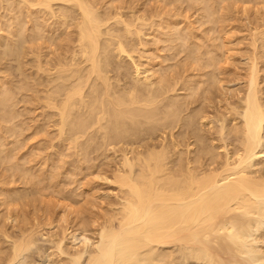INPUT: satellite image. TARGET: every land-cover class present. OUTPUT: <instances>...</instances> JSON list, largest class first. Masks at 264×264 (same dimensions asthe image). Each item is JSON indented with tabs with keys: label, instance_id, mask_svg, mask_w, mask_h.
Returning <instances> with one entry per match:
<instances>
[{
	"label": "bare ground",
	"instance_id": "6f19581e",
	"mask_svg": "<svg viewBox=\"0 0 264 264\" xmlns=\"http://www.w3.org/2000/svg\"><path fill=\"white\" fill-rule=\"evenodd\" d=\"M16 1L17 0H0V9H5L7 7L6 14L7 12L9 13L10 9L16 10ZM102 1L99 0V3H102ZM163 1L164 0L160 2L163 3ZM167 1L170 3V0ZM175 1L178 2V0ZM175 1L172 0L171 3H175ZM179 1H183L182 5L185 2L187 6L189 5L188 3H193V6H196L195 4L199 0ZM223 1L225 2L227 0H222L221 2ZM235 1L236 5L234 0H231V2L229 1L230 5L233 4L236 6L233 7V11H230L232 15L233 12H236L234 9L237 8L239 10L238 7L241 6L238 0ZM245 1L246 5H242L243 7H241L240 10L244 15L247 14V9L248 11L251 9L249 8L250 3L247 5V2L252 0ZM254 1L255 3L257 2V0ZM254 1L252 2L255 5ZM259 1L261 0H258L257 3L261 5L262 2L261 6H264V2ZM18 2L19 1H17V5L22 9L21 18L22 16L23 18L20 19L19 14H17L15 20L8 17L9 20L12 19V23L10 22L9 24V21L8 23L5 22L6 26L7 24L10 26L8 28L6 27L7 33L6 31L3 33L4 30L2 32L5 23L4 26L2 25L3 23H0V34H4V37H0V40H6L7 37L5 34L8 35V41H6L5 44L3 42L2 45L0 41V61L11 57H14L15 60L17 57L18 60L22 52L23 55L26 54V58L28 55L29 58L30 56L33 58V66L30 70L33 68L35 71L34 75H38L37 77L40 81H37L36 85H34V87H38V89L36 88L37 90L34 89V94L35 90L38 93L37 98L36 95L35 97L33 95L31 97L39 101H36L35 105H37L38 102L39 106H37L41 109V113H39L42 114L40 116H44V120L41 119V121H44V125L41 124V130L39 129L41 133L38 131V134L40 133L43 135L45 128L47 129L48 126H51L52 132L55 130L56 133V139L54 140H57L60 144L63 142L67 148L69 146L72 147L73 150L71 154H73L71 157L74 161L77 160L76 164L80 161L83 163L85 156L86 159H88L87 155L91 154V152L95 151L96 154V151L101 152L102 150L103 155V152L105 154L106 151L112 149L111 151L113 152L111 157L118 158V162L114 164V166L112 163L114 170L111 167L113 173L110 174V176L112 175L110 182L108 181L109 178L106 177H103L104 179L102 178L101 180L108 181L109 184L111 183V185L113 184L116 186L115 190H117V192L116 194L114 193L115 196L111 195L116 198V201L109 204L110 209L104 210V207V212L100 210L102 214L93 215L94 213H90L92 215L90 216L91 219L88 218L89 221H86L85 218L79 216L80 214L82 215L80 211L79 215L77 214V207L79 208V206L76 207L72 204V196L68 197V194L66 197L63 195L62 190L61 194L59 191L60 188L56 190L55 185L51 186L53 176L50 178L51 181H49L50 179L47 181L46 176L48 175L45 176L44 173V175L41 176V170L40 177L45 176L44 178L46 180L44 181H47L48 185L51 183V185L47 187L45 183V186L43 185V187L35 189V186L33 187L32 184L33 191L36 193L35 196H37L36 201L38 203V201L41 200L40 203H43V199L50 195L51 199L49 197L48 200H50L51 203L48 201L50 203L48 207L51 205V210L52 206L53 210H58L55 216V218H57L54 220L50 219L54 214L53 212L50 213V218L47 217V215L44 216L46 218H43L42 216L44 214L40 217H35L38 215H35L36 211L34 212V210L35 216L33 215V217H30V211L28 214L29 218L27 217L23 211L22 202L25 204L27 200L26 204H29V209L31 208L30 197L32 195V187L29 185L28 189H31L30 194L26 188V190L21 189L19 184H22L25 178V185H27V181L37 176H31V173L29 175L28 172L31 171L29 167L31 166L27 165L29 169H27L28 172L26 169H22L24 165L22 166L19 164L21 157L18 161L16 159L17 162L15 161L12 164L14 157L16 158L17 155L18 157H24V154H18V149L20 147L17 149L18 152L16 149L15 151L12 150V152H16L14 157H12L14 153L11 152L12 155L10 154L11 148H8V145L12 142L11 146H15L13 145L15 136L12 137L10 135L11 142H7V146L5 145L6 142L3 141L5 140L3 134H7V138L8 133L15 135L17 132V128L15 130L16 132H14V122L11 120L19 118L16 117V114H9L10 111L13 112V109L9 111V108L14 104L12 95L14 96L16 94L15 89L18 92L20 90V88H18L19 83L17 82L18 85L16 88L12 85L10 87V89L13 87L12 89H14V92L7 89L9 85L6 86V84V89H4V83L6 81L3 83L2 80L5 77L7 78V76L5 75L6 71L5 73L3 72L1 76H5L4 78L1 77L2 80L0 82V167L2 166L1 170H3L0 172V213L3 214L0 215V243L2 245L0 246V264H14L16 260L18 264L25 263L26 261L24 259L31 250H33L36 246V241H38V238L35 241V235L48 237L49 242L46 241L52 245L51 248H53L50 254H46L49 253L48 248L45 255L41 253L42 257L39 259L40 263L38 264H42L41 261L43 262V260L49 261L50 264H189L190 262H194L195 264H255L256 262L264 264V250L261 246V248L256 246V242L259 244L258 240L262 237L260 231L262 230L263 232L264 230V159L260 157V155H264L262 148L264 147V65L261 66V63H259V60L262 61V59H264V54L260 56L256 46L257 41H259L258 38L262 41V47L264 46V41L262 39L264 38V32H260L261 30L258 29L259 25L256 27L259 31L253 27L252 33L248 28L245 30V32L249 31L248 33H251V38L248 36L249 41L246 40L250 42L249 47L251 45L250 49H247V52L244 53L246 58L243 56V53H241L242 59L243 57L245 58L244 66L246 65V70L242 72V62L241 71H239V73L244 74L240 77L241 81H233L234 84L236 82L241 83H239L237 87L227 86L223 89L225 84L231 85L232 83L229 80V84L225 83V81V84L223 86L221 85L223 84L221 80L223 76L221 75L224 74L222 69L224 68L225 70V66H228L230 62L231 64L234 63L230 60H233L232 55L235 57V55L232 54V52L234 53L235 51L233 50L231 52L229 46L231 45L234 47L235 43H242V40L240 41L239 39V42L236 41L233 45L231 41H223L222 37V40L219 38L220 41L218 36L215 35L212 36L214 38L210 36L213 41L209 40L210 37L208 38L210 42L212 41L211 44L208 43L207 46H203L201 44V38L198 39L194 35H191L193 41L184 43L182 26L178 27L181 25L180 23H178V26L175 24L177 20H179V17L177 14L173 13L174 7L172 8L174 17L171 18L173 20L176 15L178 19L175 18V23L170 22V18L164 21L163 18H166V16H163L162 19H159L160 16H157L158 20L152 12L154 9L151 10L153 15H150L148 12L147 16L143 13L139 14V12H136L137 9L132 10L133 6L128 12L126 11V13H123L125 9L122 4V7H118L116 3H114V6L111 5L113 4L112 2H116V0H108L109 5L107 7H111L107 10L106 8L102 10L105 4L101 6L96 0H20V2ZM119 2L122 3V0H119ZM221 2H219L218 5L224 4L223 7H227V4L225 5V3ZM3 3H6V6L4 5L3 7ZM212 3L214 4V2ZM212 3L209 0H203V7H200L201 9L199 8L202 10V14L200 15L201 21V17H203V19H205V17L206 19L211 17V20L213 17L215 18L214 14H216V10H214V8L217 6L215 7V4L212 5ZM237 3L239 4L237 5ZM257 3L254 7L252 5L253 8H259L258 10L255 8L254 12L252 11L253 15L250 11L251 15L249 16H252V18L256 16L259 17L264 9V7H260ZM133 4L134 3H132V5ZM126 5L127 4H125V7ZM166 5L167 3L164 4L165 7ZM182 5L180 4L179 7ZM187 6L186 8H188ZM193 6L192 4L189 6L190 10L193 9ZM199 6H201V4H199ZM247 6L248 8L245 9ZM54 7H56L57 12ZM141 7H144V5ZM223 7V13H220L221 6H219L216 15H218L219 12V14L226 16L225 10H227V8L224 10ZM137 8L139 9V7ZM156 8L157 6L155 7V11H157ZM177 8L178 7H176V10ZM164 9L165 8H162V13ZM144 10H146V8ZM169 10L171 9H168V11ZM168 11L167 14L169 15ZM228 11L229 10H227V12ZM159 12H161V10ZM184 12H186L185 8ZM199 14L200 12L198 13L197 11L195 15L196 18L199 17ZM227 15V19L228 17L229 19L232 18V16L230 18V14ZM239 15V18H244L240 12ZM6 16H3V18H6ZM261 16L258 19L261 20ZM47 17L49 18L47 19ZM257 17L254 18L255 22L257 21ZM219 18L220 15L218 19ZM222 18L224 17L222 16ZM246 18L247 16L245 19ZM263 18L262 21H264ZM50 19L51 21L48 23L47 20ZM67 19L72 23L71 25L69 24L70 27L67 26V24L70 23V21L67 23ZM155 19L158 21H155ZM200 19V28L202 29L203 25L207 23H205V21L204 23L201 22ZM220 19L219 21H224L223 24L225 25L226 19ZM247 19L250 20V17ZM4 20L7 21V19ZM59 20L60 25L57 24ZM217 20L216 23L214 20V23L215 26L217 24L216 32L220 35L222 32H219V30L224 31V28L221 30L222 28L220 27L221 29L219 28V30H217L219 25L223 26V24L221 22L220 24ZM23 21L26 22V26H23ZM189 21H191V19ZM212 21H206L208 22V29H210L209 24ZM233 21L235 22V20ZM258 21L256 23H258ZM46 22L48 23L47 26ZM178 22H181V20ZM191 22H195V18L194 21ZM228 22H230V20L227 21V24ZM260 23V27L262 26L264 30L262 22ZM248 24L250 23L248 22ZM248 24L245 23V26ZM61 26L63 31L66 29L65 32L68 28L72 29L70 33L68 30L71 37L65 42L66 44L68 43L64 45L65 48L63 47L64 49H61V51L59 50L60 54H57L54 58L51 57L53 58L51 61L48 60L49 57L47 58L42 54L43 52H47L46 49L48 48H52L53 50L57 42V47L59 43L64 44L61 38L63 35V33H61ZM155 26L161 31L160 32L156 28V30L159 31L158 37L160 33H163L161 37L164 36V38L159 39L156 36L157 31L155 30ZM176 26L177 29L179 28V31H176L177 29L175 30ZM191 26L192 28L193 26L197 27V25H193L192 23ZM215 26L213 24L212 27L215 29ZM57 27L60 28V32H58L59 30L57 31ZM189 27L190 25H188L187 29L191 31L192 29ZM227 27L229 28V26ZM200 28L198 29L200 30ZM29 29L30 32L28 31ZM185 29L186 28H184L183 31H185ZM208 29L205 28V30L209 32ZM228 30H230V28ZM25 32L31 35L30 37L29 35L27 36L29 40L24 38ZM55 32L56 34L58 32L57 36L60 35L59 33L62 34L60 35V42L57 41L58 38ZM154 32H156V35ZM204 32L205 31H203V34ZM195 33L197 34L198 32H195L194 29V34ZM226 33V38L228 40L231 39L228 37V31ZM232 33L230 31V34ZM45 34H50V36L47 38V35L44 42H42L43 35ZM53 34L56 36V42L52 47V42L55 40ZM67 34L63 35V38L66 39L68 36ZM208 34L213 35L210 32L207 34L205 32V37ZM9 35L12 38L10 37L9 39ZM199 35L201 36V34ZM35 37L38 38L37 40H40V43H43H41L40 46L44 47V51L42 49L39 50L37 47L39 51H35V53L32 52L31 47H33L32 43H34ZM231 37L234 38L235 36L231 35ZM143 38L145 40L146 38L155 39V41L152 40L154 46L156 40H158V44L162 42L160 46L163 45V43H167L168 46L172 43V49L179 45L178 41H181V48L183 47L181 52L186 53L183 55L184 59H181L180 67L178 64L177 69L176 64V68L173 67V70H171L169 64H166L164 68H169L170 70L168 69V71L170 72L166 75L164 74L165 76L160 74L159 69H161V67L159 68V65L162 63V60L158 61V71L155 70L156 68L154 67L156 64L155 66L153 65L152 59V64L149 59L143 60L148 50H151L150 47H148V50L146 49L145 44L147 42L145 43ZM37 40L34 46H36L37 43L40 44ZM175 41H177V45ZM214 41L215 43H213ZM261 41H259L260 44L258 43V46L261 45ZM152 42L150 41V45ZM173 42H175L176 46ZM247 42H245L246 45H248ZM26 44L28 46L30 45L27 47L29 51L26 49ZM62 44L61 46H63ZM158 44H156V46ZM24 45L25 49L28 51L26 53L24 52L26 51ZM165 46L167 47V45ZM165 46L163 47L166 48ZM155 47L153 48L152 46L153 49H155ZM244 47L247 48V46ZM262 47L260 49L258 48L260 53ZM162 49V47L161 49L159 48L161 52ZM177 49L180 50V45ZM177 49L172 50L174 53L176 51V54H174L175 58L170 55L173 60L169 58V62H171V60L174 61L177 55L179 57L180 51ZM34 50L35 47L33 48V51ZM155 51L152 55L149 54V56L152 57L154 53L157 55V51ZM150 52H152V50ZM250 52L251 54H249ZM52 53L53 51L49 52V54L47 52V56H51ZM55 53H58L57 48ZM55 53L53 54L55 55ZM246 53L249 56H246ZM23 55L21 58L25 57ZM146 57L149 58L148 56ZM154 59L155 58H153V60ZM142 60L145 62L141 63ZM2 62H0V69L1 65L2 67L4 66ZM159 62L161 63L159 64ZM163 62L167 63L165 59ZM27 63H25L24 67L28 65ZM229 66L231 67V65ZM20 68L22 69V67ZM164 68H162L161 71ZM17 69L19 70V66L16 70ZM165 69L164 72L166 73L167 70ZM174 69H177L176 72H174ZM24 70H26V68ZM236 70L238 69H234L235 72ZM222 72L223 74H221ZM21 74L24 73L21 72ZM219 76H221V78H219ZM6 78L4 80H6ZM30 78L32 82V79H34L32 74ZM10 81L7 83L10 84ZM26 81L27 82L23 84L20 82L19 87L28 83L29 77ZM31 84L33 87V83ZM31 84L29 82V85ZM25 87L27 89V86ZM26 89L25 91H28ZM31 91H33V89ZM178 91L181 92V95ZM214 91H216L218 95H221V98H217ZM17 95L15 97H17ZM31 97L30 99L33 100ZM11 99L13 104L10 102ZM8 103L9 105L11 103L12 106L10 105L9 107ZM6 106L9 107L8 111L4 110ZM14 106H16V104H14ZM40 109H38V111ZM37 118L40 117L38 116ZM19 120L22 124L23 121L21 119ZM10 121L12 122L13 128L11 125L7 126V123L9 122L10 124ZM3 124L6 125L4 126ZM38 124L40 126L39 121ZM22 125H24V123ZM27 129H25V131H27ZM34 131L36 132V130ZM17 133L19 135V132ZM38 134L36 133V135ZM18 135L16 138L20 137ZM31 135L34 136L35 133ZM42 135L41 138L45 141L46 138L43 139L44 137ZM46 135L48 136V134ZM38 136L40 137V135ZM17 140L16 142L14 141L16 145L18 143ZM50 141V143L54 142L53 138ZM4 142L5 144H3ZM44 143H46V141ZM38 144L39 143L36 145ZM49 146L50 150H52L51 148L53 146L51 147V144H49ZM116 147H120L119 154L115 151L117 150ZM60 148L64 149L63 145ZM60 148L59 150H61ZM67 148L66 150L68 151ZM12 149H14V147H12ZM56 151L54 149L55 153H53V151L51 152L54 154V156L51 155V157H55L56 153L62 157L60 154L62 151H60V153ZM74 151L75 156H73ZM34 153L33 151V155ZM68 153L70 154V152ZM63 155L65 156L64 153ZM89 156L90 160L91 155ZM57 157L58 156L54 159L56 160ZM79 157L82 158V160ZM11 158H13V160ZM62 158L57 159L56 163L59 164L60 159L61 162H63ZM96 160L97 158H95L94 161ZM23 162H25V160ZM49 162L51 163V168H53L54 165L52 164L55 161L51 162L49 160ZM85 163L88 164L86 161ZM7 164H9V166ZM12 166H15L13 168H16V172L14 171V173L12 169L13 174L11 173L12 175H10L9 173V175H6V171L8 169L10 170ZM41 167L43 169L45 168L43 165ZM78 168L80 169V166ZM55 170L51 169V171L59 173L58 169L55 168ZM36 173L38 175V172ZM68 173L65 172L64 176L66 177ZM48 174L50 177V173ZM53 174L54 173H52V175ZM37 178L40 179L39 177ZM37 178V183L42 186L40 182L43 184V181L40 180L39 182ZM54 179L56 180L55 177ZM33 180L35 181V179ZM17 182H19L18 185ZM72 182L70 186L73 188V191H75L73 187L75 183ZM77 183H80V181ZM11 184L12 186H10ZM15 184L16 186H13ZM64 184H68L69 186L68 182L65 183L64 181ZM35 185H37L36 182ZM82 185L84 186L86 184L82 183ZM17 186H19L21 190H19ZM46 189L47 191L49 190L48 193L45 192ZM62 189H64V186ZM93 191L92 193L96 195L95 190ZM86 195L85 202L84 197ZM86 195H82L84 201H81L82 203L80 202V204L78 203L80 206L82 205V207H84L87 201H92V196H90V200H87L89 195ZM73 198H75L74 195ZM76 198L81 197L76 196ZM101 201L99 198V202ZM45 203L46 201L44 205ZM47 203L45 210L46 208L49 210ZM90 204L92 205V203ZM93 204L96 205L97 202ZM87 206L89 207V205ZM87 206L84 208L86 209ZM32 207L34 209V204ZM91 207H94V205ZM97 207L98 209H102L101 206ZM38 210L39 209H37V212ZM48 210L47 212L49 213ZM27 212L28 211H26V213ZM76 215H78L79 218ZM59 223L63 225L59 226ZM57 229L60 231L58 232ZM10 230H16L17 232H14V234L13 232L11 233ZM54 230L57 232H54ZM39 243L40 242H38V244ZM260 245L262 244L260 243ZM35 252L33 253L35 254ZM19 258H23V261L21 260L20 263L18 262V260H20ZM36 259L38 260V258ZM46 261L44 262L47 263ZM26 263L28 264V262Z\"/></svg>",
	"mask_w": 264,
	"mask_h": 264
},
{
	"label": "rangeland",
	"instance_id": "374dc122",
	"mask_svg": "<svg viewBox=\"0 0 264 264\" xmlns=\"http://www.w3.org/2000/svg\"><path fill=\"white\" fill-rule=\"evenodd\" d=\"M17 1H19L20 2V0H17ZM17 1H16V5H15V9L16 10H11L10 9V11H9V13L7 12V14L5 13L6 11H7V7L5 8V9H0V16H1V21H0V23L4 26V23L5 22H7L8 23V21H9V24H10V22L12 23V19L11 20H9L8 19V17L9 18H13L14 20H15V18L17 17V14H19L20 15V17H19V15H18V17L20 18V19H22L23 18V16H22V18H21V15H22V9H21V7L20 6H18L17 5ZM102 1V0H101ZM104 1V2H103ZM102 1V3L100 2L99 3V0H96V2H98L101 6L102 5H106V3H107V5H106V7H105V5L102 7V10H104L105 8H106V10L108 9V8H110L111 6H109V7H107L109 4H108V0L107 1H105V0H103ZM110 1H112V0H110ZM121 1V0H120ZM133 1V2H132ZM160 1H162V0H122V3L121 2H119V0H118V3H117V0H116V2H112L113 4H111V5H113L114 6V3H116V5L118 4V7H122V5H123V8L125 9L124 11H123V13H126V11L128 12V10L129 9H131L132 8V6H133V9L132 10H136V12H139V14H145L146 16H147V13L149 12V14L150 15H153V13H154V16H155V18H157V16L159 17L160 16V18L159 19H162V17L163 16H166V18L164 17L163 18V20L164 21H167V20H165V19H169L170 18V22H173V23H175V18H177L176 17V15H175V18L172 20V18L174 17V14H177V16L179 17V20H177V22L175 23L177 26H178V23H180L181 25L180 26H178V27H181V29H182V34H183V40H184V43L185 42H190V41H193V37L191 36V35H194L195 37H197L198 39L199 38H201V44L203 45V46H207V44L209 43V44H211L212 43V41H213V39L212 38H214V37H212V36H215V35H217L218 36V39L220 38L221 40H222V38H223V41L224 40H226V41H231V44H233L234 42H236V41H238L239 39H240V41L242 40V43L241 42H239V43H235V45H234V47L233 46H229L230 48V51L232 52L233 50L235 51L234 53L232 52V54H234L235 55V57H233V55H232V59L233 60H230V61H232V62H234L233 64H231V62H230V64L229 65H231V67L228 65V66H225L226 68H225V70H224V68L222 69L223 71H224V74H223V72L221 73V74H223V75H221V76H223V78L221 79L222 80V82H223V84H221L222 86L225 84V83H228L229 84V80H230V82H232L231 83V85L229 84V85H226L225 84V86H223V89H225V87H237V85L239 84V83H241V82H236L235 84L233 83V81H241V78L240 77H242V75L244 74V73H239V71H241V66H242V64H243V66H242V72H244L246 69H245V66H244V61H245V55H244V53L245 52H247V49H250V47H251V45H250V47H249V43L250 42H247V41H249V37L251 38V31L253 30L252 29V27L254 28V29H257L256 27L259 25V28L258 29H260L261 31L260 32H264V30H263V27L261 26L260 27V22H262V25L264 26V21H262V18L264 17V15H263V12H264V9L262 10L261 8V10H262V14L261 15H263V16H261V15H259V17L261 16V20L260 19H258L259 17H257V21H258V23H256L255 22V20H254V18H256V17H254L255 16V14H254V18H252V16H249V15H251L250 14V11H251V13H252V15H253V12L255 11V8H253L255 5H256V3L258 2V0H257V2L255 3V1L254 0H252V1H254V3H255V5L253 4V2L252 1H250V0H248V1H250V2H247V5L250 3V5H249V8H251L249 11H248V6L245 8V9H247V14L246 15H244V13L243 12H241L240 10H241V7H243L242 5H246V1L244 0V3H243V0H241V2H240V0H238L239 1V3L241 4V6L240 7H238L239 8V10L237 9V8H235L234 10L237 12V11H239L240 12V14L241 15H243V17L244 18H239V12H233V15L234 14H236V15H232L231 14V10L233 11V7H236V6H234L233 4V6L232 5H230V2H231V0H227L228 1V3H227V1H223V2H221L220 0H219V2H221V3H225V5L227 4V7H223V5L222 4H220V5H218V0L216 1V0H209L211 3L212 2H214V4H215V7L216 8H214L212 5H214L213 3H212V7L214 8V10H216V14H217V10H218V8H219V6H221V11H220V13L222 12L223 13V11H222V7H223V9L225 10L226 8H227V10H229L228 12H227V10H225L226 11V16L225 15H221V14H219V12H218V15H216V14H214V16H215V18L213 17L212 18V20H211V17H209V18H207L206 19V17H205V19H203V17H201L202 18V21H201V19H200V15L202 14L201 12H202V10H200L202 7H203V0H199L198 2H196V6H193V3H191L192 4V8L193 9H191L190 10V3H188V2H186V3H188L189 5L187 6V4H185V2H184V4L182 5V3H183V1H179L178 0V2L177 1H175V0H173V1H175V3H177V4H175V3H171V1L172 0H170V3L167 1V0H164L163 1V3L162 2H160ZM205 1V0H204ZM261 1H263L264 2V0H261ZM261 1H259V2H261ZM18 2V3H19ZM123 2H124V4H123ZM126 2V3H125ZM159 2V3H158ZM180 2V3H179ZM234 2H235V5H236V1L234 0ZM130 3V4H129ZM132 3H134L133 5H132ZM144 3V4H143ZM167 3V5H169V6H167L166 5V7L164 6V4H166ZM198 3V4H197ZM205 3V2H204ZM233 3V2H232ZM239 3H237V5L239 4ZM122 4V5H121ZM125 4H127L126 5V7H125ZM157 4V5H156ZM173 4V5H172ZM182 5V6H180L179 7V5ZM199 4H201V6H199ZM260 7H264V6H261L262 5V2H261V5L259 4V3H257ZM264 4V3H263ZM4 5L6 6V3L4 4L3 3V7H4ZM115 5V6H116ZM121 5V6H120ZM144 5V7H141V6H143ZM171 5V6H170ZM252 5H253V7H252ZM131 6V7H130ZM147 6V7H146ZM152 6V7H151ZM157 6V8H156V10L157 11H155V7ZM160 8H159V7ZM185 6V7H184ZM186 6L188 7V8H186ZM197 6H199V7H197ZM251 6V7H250ZM13 7V6H12ZM128 7V8H127ZM136 7V8H135ZM137 7H139V9L137 8ZM174 7V9H173V13H172V8ZM176 7H178L177 8V10H176ZM182 7V8H181ZM198 9H197V8ZM201 7V8H200ZM258 7V6H257ZM18 8H19V10H20V12H19V10H18ZM135 8V9H134ZM141 8V9H140ZM146 8V10H144ZM158 8H159V10H158ZM162 8H165L164 10H163V13H162ZM184 8H185V11L186 12H184ZM195 8V9H194ZM200 8V9H199ZM229 8V9H228ZM230 8H232V9H230ZM54 9L56 10V12H57V9H56V7H54ZM127 9V10H126ZM150 11H149V10ZM154 9V11H152L151 12V10H153ZM168 9H171V10H169L168 11ZM179 9V10H178ZM188 9V10H187ZM254 9V10H253ZM257 9V8H256ZM259 9V8H258ZM257 9V10H258ZM3 10V11H2ZM140 10V11H139ZM142 10H143V12H142ZM148 10V11H147ZM161 10V12H159ZM166 10V11H165ZM182 10H183V12H182ZM190 10V11H189ZM12 11H14V12H12ZM167 11H168V13H169V15L167 14ZM178 11V12H177ZM195 11V12H194ZM197 11H198V13L200 12V14H199V17L198 18H196V14H197ZM242 11H243V8H242ZM253 11V12H252ZM260 11V10H259ZM151 12V13H150ZM158 13V15H157V13ZM180 12V13H179ZM3 13V14H2ZM59 13V12H58ZM57 13V14H58ZM155 13H156V15H155ZM162 13V14H161ZM166 13V14H165ZM179 13V14H178ZM196 13V14H195ZM249 13V14H248ZM172 14H173V16H172ZM180 14H182V15H180ZM225 14V13H224ZM227 14H230V18H231V16H232V18L231 19H229V17H228V19H227ZM7 15V16H6ZM150 15H148V16H150ZM162 15V16H161ZM187 15H188V17H187ZM191 15H193V16H191ZM219 15H220V20H224V18L226 19V23H225V25L223 24V22L224 21H219V19H218V17H219ZM3 16H6V18L4 17L3 18ZM167 16H168V18H167ZM181 16H182V18H181ZM195 16V17H194ZM217 16V17H216ZM222 16L224 17V18H222ZM247 16V18H249L250 17V20H251V22H252V24H254L255 25V27H254V25H252L251 24V22H250V20L249 19H245V17ZM172 17V18H171ZM183 17H184V19H183ZM190 17V18H189ZM237 17V18H236ZM2 18H3V20L4 19H7V21L6 20H2ZM49 17H47V19H48ZM187 20H186V19ZM189 18V19H188ZM194 18H195V22H191V21H194ZM234 18V19H233ZM33 19V18H32ZM158 19V18H157ZM157 19H155V21L157 20ZM158 19V20H159ZM178 19V18H177ZM183 19V20H182ZM191 19V21H189ZM199 19H200V21L201 22H203L204 23V21H205V23H207V24H204L203 25V30L200 28V22H199ZM218 19V20H217ZM244 19V20H243ZM157 20V21H158ZM181 20V22H178V21H180ZM184 20H186V21H184ZM214 20H215V23H216V20L220 23H222L223 24V26L222 25H219L218 26V29L217 30H219V28L221 29V30H223V28H224V31H220L219 30V32H222L220 35L219 34H217V32H216V28H217V24H216V26H215V23H214ZM230 20V22H228V24H227V21H229ZM233 20H235V22L233 21ZM236 20H237V22H236ZM242 20H243V22H242ZM248 20V21H247ZM263 20H264V18H263ZM49 21H51V19L50 20H47V22L49 23ZM67 21V23H68V21H70L69 19H67L66 20ZM183 21V22H182ZM188 21H189V23H188ZM197 21V22H196ZM206 21H212V22H210V29H208V22H206ZM244 21H245V23H247L248 24V22L250 23V24H248V25H246L245 26V23H244ZM46 22V26H47V23ZM162 22V21H161ZM199 22V23H198ZM254 22V23H253ZM66 23V24H67ZM155 23H158V22H155ZM183 23V24H182ZM190 25V27H191V31L189 30V29H187L188 28V25ZM191 23L193 24V25H197V27L196 26H193V28H192V26H191ZM197 23V24H196ZM203 23H201V24H203ZM211 23H212V25H211ZM220 23V24H221ZM229 23H230V25H229ZM9 24H7V26H6V23H5V26H4V28H3V26L1 25V27L3 28L2 29V32H3V30H4V32L3 33H5V31H6V33H7V28L8 27H10L9 26ZM26 24V22L25 21H23V26ZM57 24H59L60 25V20H59V22L57 23ZM69 24L71 25L72 23H71V21H70V23H68L67 24V26H69ZM213 24H214V26H215V29H214V27H212L213 26ZM185 27H184V26ZM229 26V28H230V30H228L229 28L227 27V26ZM243 25V26H242ZM26 26V25H25ZM40 26L42 27V25L40 24ZM177 26L175 27V30L177 29ZM199 26V27H198ZM202 26V25H201ZM226 26V27H225ZM241 26V27H240ZM244 26H245V28H244ZM7 27V28H6ZM70 27V26H69ZM189 27V28H190ZM156 28H157V26H155V30H156ZM184 28H186L185 29V31H183V29ZM198 28H200V30L197 29ZM205 28L206 29H208L209 30V32L210 33H215V34H213V35H211V34H208V35H206V37H205V32H206V34L207 33H209L208 31H206L205 30ZM211 28H212V30H211ZM227 28V29H226ZM233 28V29H232ZM243 28V29H242ZM246 28H248V30L251 32V33H248L249 31H246L245 32V30H246ZM250 28V29H249ZM262 28V29H261ZM10 29V28H9ZM60 28H58L57 27V31L59 30ZM180 29V30H181ZM194 29H195V32L197 31L198 33L196 34H194ZM257 29V30H258ZM61 33H63V35H66L67 33H68V30H69V33L70 32H72V29L70 28H68V30L65 32V30L63 31V28H62V26H61ZM157 30H159L158 28H157ZM156 30V31H157ZM228 31V37L229 38H231V39H227L226 37H227V31ZM243 30V31H242ZM29 32H30V29L28 30ZM27 31V32H28ZM55 31H56V28H55ZM160 31V30H159ZM159 31H157V35H156V32H154V34L158 37V34H159ZM176 31H179V28L176 30ZM191 32V34H190V32ZM202 31V32H201ZM203 31H205L204 32V34H203ZM215 31V32H214ZM230 31H231V33L232 34H230ZM244 32V33H242V32ZM259 31V30H258ZM58 32H60V30L58 31ZM58 32H57V34H58ZM66 34H65V33ZM161 32V31H160ZM163 32V31H162ZM165 32V31H164ZM181 32V31H180ZM185 32H186V36H185ZM201 32V33H200ZM0 33H1V30H0ZM61 33H59L60 35H62ZM67 34L68 36L66 37V39L65 38H63V35H62V39H63V41H64V44H62L63 46H61V44L59 43V45H58V47H57V44H58V42L56 43V46L55 47H53L54 45H55V42H56V36H57V34H56V32H55V34H56V36L53 34V37H54V41L52 42V44L53 45H51L52 47H53V50H52V48H48V49H46V51L48 52V54H49V52H51V51H53V53H55L56 52V48H57V51H58V53H55V55L52 53V55L51 56H47V52H43L44 51V47L43 46H40L41 45V43L42 42H44V40L46 39V36L48 35V34H45V35H43V38H42V42L40 43V40H37L38 38L37 37H35V41H34V43L36 44V40L37 41H39V43L40 44H38L37 43V45L36 46H34V43H32V45H33V47H31V49H32V52L33 53H35V51L37 52V51H39V50H43L42 52H43V54L42 55H44V56H46L47 58H48V60H53V58L55 57V56H57V54H60L59 52L61 51V49H64L65 47H64V45L66 44L65 42H67L69 39H70V34ZM188 33H189V37H188ZM225 33H226V36H225ZM246 33H247V35H246ZM32 34V33H31ZM199 34H201V36L199 35ZM202 34H203V38H202ZM236 34V35H235ZM3 35V36H2ZM0 34V37H4V34ZM25 39L27 38V36L29 35V37L31 36L29 33L27 34L26 32H25ZM60 35H58L57 36V41H61V40H59L60 39ZM161 35H163V33H160V35H159V39L160 38H164V36H162L161 37ZM231 35L232 36H235L234 38L233 37H231ZM5 36L7 37V39L6 40H3L2 38V40H0L1 41V44L3 45V42H4V44H5V42L6 41H8V35H6L5 34ZM50 36V34L47 36V38ZM191 36V37H190ZM199 36V37H198ZM212 38H211V37ZM224 36H225V39H224ZM249 36V37H248ZM10 35H9V39H10ZM186 37V38H185ZM210 37V38H209ZM222 37V38H221ZM239 37V38H238ZM12 38V37H11ZM206 38H207V42H206ZM208 38H209V40H212L211 42L208 40ZM236 38H237V40H236ZM244 38V39H243ZM246 38V39H245ZM28 40H29V38H27ZM65 39V40H64ZM189 39H192V40H189ZM203 39H205V40H203ZM219 39V40H220ZM259 39V41H261V39L260 38H258ZM263 39V41H264V38H262ZM149 40V41H148ZM152 40L153 41H155V39H153V38H146V40L143 38V41L146 43L145 45H146V49L148 50L149 48L148 47H150V49L152 50V52H150L149 50H148V53H147V55H145V58L143 59V60H145V59H149V61H150V63L152 64V62H153V65L155 66V64H156V66L154 67V68H156L155 70H157L158 71V69L161 67V69L162 68H164V67H166V64H169V68H171V70H173V67L174 68H176V64H177V69H178V64H179V67H180V62H181V59H184V56L183 55H185V53L186 52H181L182 51V49H183V47L181 48V41L179 42L178 40V44L180 45V50L179 49H177V47L179 46V45H177V41H175L176 42V45H175V42H173L174 43V45L176 46L174 49H177L178 51H180L179 52V57H178V55H177V57H176V61L174 62V61H172L173 60V58H175V55L174 54H176V51H175V53L174 52H172V50H174V49H172L171 48V46H173V44L171 43V45H169L168 46V44L166 43H163V45H161L160 46V43L162 44V42H159V44H158V40H156V42H155V46H156V44H158L156 47L153 45L154 43L152 42ZM189 40V41H188ZM218 40V41H219ZM220 40V41H221ZM247 40V41H246ZM62 41V42H63ZM150 41L152 42V44L150 45ZM204 42V44H203V42ZM209 41V42H208ZM259 41H257V43H256V46H257V52L259 53V55L261 56V54L263 55L264 54V46L262 47V41H261V45H259L258 46V43L260 44V42ZM149 42V43H148ZM206 42V43H205ZM245 42H247L248 43V45H246L245 44ZM213 43H215V41L213 42ZM216 43H217V41H216ZM43 44V43H42ZM68 44V43H67ZM66 44V45H67ZM206 44V45H205ZM238 44V45H237ZM40 47H39V46ZM165 45H167V47L165 46ZM237 45V46H236ZM240 45V46H239ZM243 45V46H242ZM30 46V45H29ZM27 44H26V49L28 50V48L27 47H29ZM59 46H60V48H59ZM152 46H153V48L155 47V49H156V51H155V49H153L152 48ZM163 46H165L166 48H164ZM244 46H247V48H245ZM262 47V49H263V52H262V49H261V53H260V50H258V48L260 49L261 47ZM35 47V50L33 51V48ZM37 47L39 48V50L37 49ZM42 47V48H41ZM64 47V48H63ZM161 47L163 48L162 49V52L159 50V48L161 49ZM231 47H232V49H231ZM236 47V48H235ZM239 47V48H238ZM249 47V48H248ZM59 48V49H58ZM167 48H169V49H167ZM234 48V49H233ZM24 49H25V45H24ZM25 49V50H26ZM240 49H241V51L242 50H245V51H240ZM1 50V49H0ZM24 51L25 53L26 52H28V51ZM60 50V51H59ZM169 50H170V52H171V54H170V52H169ZM156 52L157 53V55H155V53H154V57L152 56V57H150L149 56V54H153V52ZM164 51V52H163ZM167 51V52H166ZM230 51H229V53H230ZM237 51V52H236ZM249 51V50H248ZM161 53V54H159V53ZM172 53H173V55H172ZM180 53H181V55H180ZM183 53V54H182ZM241 53H243V56L245 57H243V59H242V54ZM46 54V55H45ZM162 54H163V56H162ZM177 54H178V52H177ZM241 54V55H240ZM249 54H251V52L249 53ZM23 55V52L21 53V55L19 56L20 58L18 59L19 60V62H18V60H17V57H16V60H15V58L14 57H11V58H9V59H7V58H5V59H2V61L4 62L5 60V62L3 63L2 61H0V62H2V64H4V66L2 67V65H1V69H0V82H1V80H2V78L1 77H3L4 78V76L6 75L7 76V78H6V80H2V82L4 83V81H6L5 83H4V89H6V86L7 85H9V86H7V89H9L11 92H14V89H10V87H11V85L12 86H14L15 88H16V86L18 85L17 83H19V85H20V82L23 84V83H25V82H27L26 81V79L28 80V77H29V81H28V83H26V84H24L23 86H20L19 87V85H18V88H20V90H19V92L18 91H16V89H15V95L13 96L12 95V97H13V103L14 104H16V106H14V104L12 103V99H11V103L13 104V106L11 105V103H10V105L12 106V107H10V105H9V103H8V105H9V107L8 106H6L5 108H4V110L6 111H8V108H9V111L10 110H12L13 112H11L10 111V113L9 114H16V117L17 118H19V119H21L22 121V124L24 123V125H22L21 123H20V120L19 119H13V120H11L12 122H14V132H16L15 130H16V128H17V132H19V135H18V133L16 132V134L15 135H13V134H9L8 133V136H9V139H8V136H7V138H6V135L7 134H3V136H5L4 137V139L5 140H3V141H5L6 142V144H5V142L3 143V144H5L6 146L8 145L7 144V142L9 143V142H11V138H10V135L13 137V136H15L14 137V141L16 142V140L18 139V138H20V139H18L17 141H18V143H17V145L15 144V142L13 141V139H12V141H13V145H15V146H11L12 145V142H11V144H9L8 145V148H11V150H10V154H11V152H12V150H14L15 151V149L17 150L19 147L21 148H19L18 150H19V152H18V150H17V152H18V154L20 153L21 155H23L24 157L22 158V156H19L18 157V155L16 156V158L14 157V155H16L15 153L16 152H12V153H14L13 154V156L12 157H14V160H13V158H11L13 161H12V164H13V162H15L16 161V159H17V161H18V159L20 158V161H21V163H20V161H19V164L20 165H24L23 166V170H27L28 168V166H31V167H29V168H31L30 170L32 171H29L28 172V170H27V172L29 173V175H30V173H31V176H33V175H35V176H37V177H39L40 179H38L37 177V179H38V181L40 182V180L41 181H43V184H42V182H40V184L42 185V186H40L39 185V183H37V181H36V178H32V177H30V178H32V179H30L31 181L33 180V179H35V181L33 180L32 181V183H31V181H30V183H29V181H27L28 182V184L27 185H25L26 184V182H25V176L24 177H22V178H24V183L22 182V184H19V186H21V189H23V190H26L27 189V191L28 192H30V194H31V189L29 190L28 188H29V185H30V187H32V184H33V187L35 186V189H39V188H41V187H43V185L45 184V185H47V187L48 186H50L51 185V183L48 185L47 184V181H48V179H50L51 178V176H53V178H52V185L51 186H53V185H55L56 186V190L58 189V188H60L59 189V191L61 192V190L63 191V195L64 196H66L67 197V195L69 194V196L68 197H71L72 196V204H74V206H79V208L77 207V209H78V211H77V209H76V211H77V214L79 215V211L82 213V215L80 214L79 216L81 217H83V218H85V220L86 221H89L88 220V218H90L91 219V217L90 216H92L91 214L92 213H94L93 215H97V214H102L101 212H102V210L104 209V207H105V209L104 210H107L108 208L110 209V207H109V204H112L113 202H115L116 201V198H114V197H112V196H115V194H116V192H117V190H115V187L116 186H114L113 184L111 185V183L109 184V182H110V179H111V176H110V174L111 173H113L112 171L114 170V168H113V166H114V164H116L117 162H118V158L116 159V158H113V157H111V155H112V152L113 151H111L112 149H110V150H108V151H106L105 152V154H104V152H103V155H104V157H103V155H102V150H101V152L100 151H96V154H95V151L94 152H91V154H89V155H91V159L89 160V155H87L88 156V159H86V156H85V159L83 160V163L80 161L79 163H81V164H79V163H77L76 164V162H77V160L76 161H74V159H72V154H71V152H72V147L71 146H69L70 147V149H69V147L67 148L66 147V145L65 144H63V142L60 144V142H58L57 140H54V139H56L55 138V135H56V133H55V130L52 132V129H51V126H48L49 128H50V131H49V128L47 127V129L45 128V132H43V135L42 134H40L41 133V131H39V129H40V127H41V124H43L44 125V116H40V115H42V114H40L41 113V109L38 107L39 106V104H38V100H36V98H37V95H38V93H37V89H38V87L37 86H35L34 87V85H36V82L37 81H40L39 80V78L37 77L38 75H34V70H33V68H32V70H30L31 69V67L33 66V64H32V61H33V58L30 56V58H29V55L27 56V58H26V54H24L23 56H25L23 59L21 58V56ZM164 55H165V58H164ZM173 56V58H171V56ZM231 55V54H230ZM236 55H237V57H236ZM240 55V56H239ZM146 56H148L149 58H147ZM160 56V57H159ZM167 56H168V58H167ZM246 56H249L247 53H246ZM51 57H53V58H51ZM159 59H157V58ZM239 57H241V58H239ZM13 58H14V62H15V64H14V62H13ZM153 58H155L154 60H153ZM161 58H164L165 59V62H167V63H164L163 62V60L164 59H161ZM172 59L171 60V62H169L168 60H170V59ZM235 58V59H234ZM263 58V57H262ZM261 58V59H262ZM21 59V60H20ZM26 59V60H25ZM151 59H152V62H151ZM166 59H167V61H166ZM238 59V60H237ZM25 60V61H24ZM51 60V61H52ZM142 60V61H143ZM157 60V61H156ZM160 60H162L161 62L162 63H164V64H162L161 62H159V68L157 67L158 66V61H160ZM11 61V62H10ZM21 61V62H20ZM24 61V62H23ZM29 61H30V64H29ZM141 61V63H144L145 61H143L142 62ZM178 61V62H177ZM237 62V64H236V62ZM239 61V62H238ZM7 62V63H6ZM28 62V63H27ZM177 62V63H176ZM243 62V63H242ZM263 62V63H262ZM12 63V64H11ZM21 63H22V65H21ZM25 63H27L26 65V67H24L25 66ZM173 63H175V64H173ZM239 63H240V66H239ZM242 63V64H241ZM259 63H261V66H263L264 65V59H262V61L261 60H259ZM1 64V63H0ZM16 64H17V67L19 66V70H20V72H19V70L17 71L16 70ZM18 64H20V65H18ZM24 64V65H23ZM245 64H246V62H245ZM6 65V66H5ZM163 65V66H162ZM173 65V66H172ZM227 65V64H226ZM235 67H233V66ZM238 65V66H237ZM14 66H15V70H14ZM29 66V67H28ZM170 66H172V67H170ZM237 66V67H236ZM20 67H22V69L20 68ZM168 67V66H167ZM228 67V68H227ZM264 67V66H263ZM3 68V69H2ZM26 68V70H24ZM169 68H167V69H165V70H167V72L165 73L164 72V69L161 71V69H159L160 70V74H162L163 76H165L166 74H168L170 71H168V69ZM222 68V67H221ZM230 68V69H229ZM232 68H233V70H232ZM244 68V69H243ZM177 69H174L175 71L174 72H176V70ZM234 69H238V70H236V72L234 71ZM1 70H2V72H1ZM4 70V71H3ZM8 70V71H7ZM170 70V69H169ZM232 70V71H231ZM5 71H6V73H5ZM17 71V72H16ZM3 72L5 73V75H3V76H1L2 74H3ZM21 72L22 73H24V74H21ZM164 72V73H163ZM226 72V73H225ZM20 73V74H19ZM28 73H29V75H28ZM33 75V78L34 79H32V82H31V78H32V76H31V78H30V75L31 74ZM27 74V75H26ZM165 74V75H164ZM230 74V75H229ZM238 74H239V78H238ZM20 75V76H19ZM21 75H23V76H21ZM226 75V76H225ZM229 75V76H228ZM15 76V77H14ZM221 76H219V78H221ZM156 77V76H155ZM228 77V78H227ZM8 78H10V79H8ZM26 78V79H25ZM36 78H37V80H36ZM238 78V79H237ZM234 79V80H233ZM11 80V81H10ZM35 82H34V81ZM10 81V84L9 83H7V82H9ZM226 81V82H225ZM14 84H12V83ZM17 82V83H16ZM29 82H30V84L31 83H33V87H32V84L31 85H29ZM225 82V83H224ZM39 83V82H38ZM38 83H37V85H38ZM5 84H6V86H5ZM25 86H27V89H26V87ZM239 86V85H238ZM22 87H24V88H22ZM29 88V89H28ZM37 88V89H36ZM25 89L26 90H28V91H25ZM33 89V91H31ZM34 89H36L35 90V94H34ZM2 90H3V87H2ZM22 91V92H21ZM215 93V96L217 97V98H221V95H218L217 94V92L216 91H214ZM224 92V91H223ZM37 93V94H36ZM178 93L181 95V92L180 91H178ZM177 93V94H178ZM18 94V95H17ZM17 95V97H15ZM34 96L35 97V95H36V98L34 99V97H31V96ZM218 95V96H217ZM220 96V97H219ZM26 97V98H25ZM28 97V98H27ZM30 97L31 98H33V100L32 99H30ZM15 98H16V100H15ZM18 100H19V103H18ZM36 101H38L37 102V105H35L36 104ZM36 106V107H35ZM37 107H38V109H40L39 111H38V109H37ZM15 108V109H14ZM15 110H17V111H19V112H17V111H15ZM37 111H38V113H37ZM21 112V113H20ZM40 112V113H39ZM36 115H38L40 118H37L38 116H36ZM22 117V118H21ZM41 119H43L42 121H41ZM28 120V121H27ZM10 121V124H9V122L7 123L8 125L7 126H10L11 125V127L13 128V125H12V122ZM32 121H33V123H32ZM36 123H35V122ZM38 121L40 122V126H39V124H38ZM16 122V123H15ZM36 125H35V124ZM31 124V125H30ZM4 125V124H3ZM6 125V124H5ZM4 125V126H5ZM25 125H26V128H25ZM38 125V126H37ZM49 125H51V124H49ZM24 126V127H23ZM27 126H28V129H27ZM32 126V127H31ZM19 127H22V128H19ZM23 128H25V129H27V131H25V129H23ZM33 128V129H32ZM35 128V129H34ZM38 128V129H37ZM19 129V130H18ZM54 129V128H53ZM24 130V131H23ZM34 130H36V132L34 131ZM41 130V129H40ZM48 130V131H47ZM22 131V132H21ZM33 131V132H32ZM38 131L40 132L39 134H38ZM47 131V132H46ZM22 133V134H21ZM34 133H35V135H36V133L38 134V135H40V137L38 136V135H34ZM50 133V134H49ZM53 133V134H52ZM31 134H33L34 136H32ZM46 134H48V136L46 135ZM17 135L18 136H20V137H18V138H16L17 137ZM22 135V136H21ZM41 135L44 137L43 139H45L46 138V143H44L45 141L44 140H42V138H41ZM51 136V137H50ZM22 137V138H21ZM27 137H29V138H27ZM15 138H16V140H15ZM52 138H53V141L54 142H52V143H50L51 141L50 140H52ZM8 139V140H7ZM30 139V140H29ZM40 139V140H39ZM7 140V141H6ZM42 140V141H41ZM20 141V142H19ZM20 143V144H19ZM23 143V144H22ZM37 143H39L38 145H36ZM49 144H51V149L52 150H50V146H49ZM36 145V146H35ZM48 146V148H47V146ZM63 145V147H64V149L63 148H60L61 146ZM5 146V147H6ZM10 146V147H9ZM18 146V147H17ZM24 148H23V147ZM34 146V147H33ZM45 146H46V148H45ZM58 147V149H57V147ZM12 147H14V149H12ZM17 147V148H16ZM38 147V148H37ZM40 147V148H39ZM56 147V148H55ZM68 149V151L66 150V148ZM7 148V149H8ZM23 148V149H22ZM55 149V151L56 152H58V153H60V151H62V153H60L61 155H62V157H60L59 156V154H57L56 153V156H58L57 158H56V160L57 159H59V158H62L63 159V162H61V159H60V161H59V164H57L56 162V160L54 159L55 157H51V155L52 156H54V154L53 153H55L54 152V149ZM59 148L61 149V150H59ZM117 148V150H115ZM114 150L116 151V153H120V147H116ZM263 148V151H264V147H262ZM32 149V150H31ZM39 149H40V151H39ZM46 149H48V150H46ZM63 149V150H62ZM36 150V151H35ZM38 150V151H37ZM42 150H43V152H42ZM119 150V151H118ZM260 150H262V149H260ZM31 151H32V153H31ZM33 151L35 152L34 153V155H33ZM53 151V153H51ZM31 154H29V153ZM41 152H42V154H41ZM67 152V153H66ZM68 152H70V154L68 153ZM38 153V154H37ZM45 153H46V155H45ZM63 153L65 154V156L63 155ZM26 154H27V156H26ZM97 154H98V156H97ZM12 155V154H11ZM31 157H30V156ZM32 155H33V158H32ZM41 156V157H40ZM73 156H75V151H74V155ZM108 156H109V158H108ZM48 159H47V158ZM82 157V156H81ZM260 157H263V159H264V155L263 156H261L260 155ZM36 158V159H35ZM43 158V159H42ZM50 158V159H49ZM80 158V157H79ZM95 158H97V160L96 161H94L95 160ZM104 160H103V159ZM108 158V159H107ZM31 159V160H30ZM45 159H46V161H45ZM65 159V160H64ZM67 159V160H66ZM68 159H69V161H68ZM81 160H82V158H80ZM102 159V160H101ZM112 159V160H111ZM115 159V160H114ZM25 160V162H23ZM27 160V161H26ZM34 160V161H33ZM37 160V161H36ZM49 160L52 162V161H55V162H53V164L52 165H54V167L53 168H51L52 166H51V163L49 162ZM98 160H99V162H98ZM109 160V161H108ZM16 161V162H17ZM29 161H31V162H29ZM32 161H33V163H32ZM39 161H41V162H39ZM85 161L86 162H88V164L87 163H85ZM89 161H91V162H89ZM112 161V162H111ZM27 162V163H26ZM43 162H44V164H43ZM47 162V163H46ZM50 164H49V163ZM68 163V164H66V163ZM73 162V163H72ZM74 162H75V164H74ZM97 162V163H96ZM31 163V164H30ZM42 163V164H41ZM55 163V164H54ZM62 163V164H61ZM99 163V164H98ZM112 163H113V166H112ZM33 164V165H32ZM38 164V165H37ZM104 164V165H103ZM8 166H9V164H7ZM7 165H6V167H7ZM28 165V166H27ZM37 165V166H36ZM43 165V167H45L44 169L41 167V166ZM60 165V166H59ZM61 165H62V168H61ZM75 166V167H73V166ZM109 165V166H108ZM26 166V167H25ZM70 166H72V167H70ZM80 166V169L78 168ZM99 166V167H98ZM13 167H15V166H12V167H10V170L8 169L7 171H6V175H9V173H10V175H12L13 173H12V169H13V172L15 171L16 172V168L14 169ZM25 167V168H24ZM37 167H39V168H37ZM41 167V168H40ZM60 169H59V168ZM91 167V168H90ZM109 167H110V169H109ZM111 167H112V169H111ZM1 168H2V166L0 167V172L1 171H3V170H1ZM8 168V167H7ZM34 168V169H33ZM55 168L56 169H58V171H59V173L58 172H54V171H51V169L53 170H55ZM95 168H98V169H95ZM33 169V170H32ZM36 169H38V170H36ZM47 169V170H46ZM69 169V170H68ZM77 169V170H76ZM41 170H42V175H41ZM44 170V171H43ZM46 170V171H45ZM68 170V171H67ZM73 170V171H72ZM76 170V171H75ZM54 173L53 175H52V173ZM56 171V170H55ZM61 171H63L64 173L66 172V173H70V176H69V173H68V175L66 174V177L64 176V173L63 172H61ZM75 171V172H74ZM105 171V172H104ZM108 171H109V173H108ZM14 172V173H15ZM35 174H34V173ZM36 172H38V175H37V173ZM50 173V177H49V174L48 173ZM12 173V174H11ZM33 173V174H32ZM44 173H45V176L46 175H48V176H46V178H47V181H44V180H46L44 177H40V175L41 176H43L44 175ZM47 173V174H46ZM57 175V177H58V179H57V177H56V175ZM62 176H61V175ZM73 175V176H72ZM107 175V176H106ZM34 176V177H35ZM54 177L56 178V180L54 179ZM68 177H70V178H68ZM109 178V182L107 181H104V180H101L102 178ZM28 178V177H27ZM44 178V179H43ZM66 178V179H65ZM103 178V179H104ZM43 179V180H42ZM62 179V180H61ZM72 179H73V182H72ZM28 180V179H27ZM49 181H51V179L49 180ZM63 181V182H62ZM64 181H65V183H69V186H68V184H64ZM79 182L80 181V183H77V182ZM91 181V182H90ZM96 181V182H95ZM35 182H36V184L38 185H35ZM71 182L72 183H75V184H73V187L75 188L74 190L75 191H73V188L70 186L71 185ZM90 182V183H89ZM18 183L19 182H17V185H18ZM55 183V184H54ZM77 183V184H76ZM82 183L83 184H86V185H82ZM63 184V185H62ZM44 185V186H45ZM60 185H62V186H60ZM80 185V186H79ZM81 185H82V187H81ZM10 186H12V184L10 185ZM13 186H16V184L15 185H13ZM19 186H17L18 188H19ZM40 186V187H39ZM54 186V187H55ZM58 186H60V187H58ZM63 186H64V189H62L63 188ZM66 186V187H65ZM77 186H79V187H77ZM85 186H86V188H85ZM33 187H32V195H31V200H30V206H31V208L29 209V204L27 205L26 204V201H25V204H24V202H22L23 203V205H22V208H23V211L25 212V214L27 215V217L29 218V216L30 217H33V215H34V212H35V215H38V216H35V217H40V216H42L43 214V218H46V217H44L45 215H47V217H49L50 218V213H54L53 215H52V217L50 218V219H52V220H54V219H56L55 218V216L57 215V213H58V210H53V206H52V210H51V205L48 207V204H50L51 202H50V200H48V198L50 197V199H51V196L49 195V196H47V198L45 197L44 199H43V203H40V201L41 200H39V197H38V203H37V196H35V191H33ZM76 187H77V189H78V191H77V189H76ZM26 188V189H25ZM65 188H67V189H65ZM72 188V189H71ZM20 188H19V190H21ZM93 190H95V192H96V195L94 194V193H92V191ZM77 191V192H76ZM45 192H49V190L47 191V189L45 190ZM94 192V191H93ZM104 192V193H103ZM66 193V194H65ZM79 195H78V194ZM80 193H81V195H80ZM90 193H91V195H90ZM112 193V194H111ZM115 193V194H114ZM61 194H62V192H61ZM86 194H88L89 196H88V198H87V200H90V196H92L91 197V199H92V201L90 200V202L89 201H87V203H85L86 202V197H87V195ZM93 194V195H92ZM73 195L75 196V198H76V196L78 197V196H80L81 198H76V200H75V198H73ZM85 196L84 197V200H85V204H84V207L85 206H87V205H89V207L87 206L86 207V209L84 208V207H82V205L80 206L79 204H80V202L82 201H84L82 198H83V196ZM100 195V196H99ZM107 195H110V196H107ZM112 195V196H111ZM60 196H62V195H60ZM32 197H33V200H32ZM99 198H100V201H101V198H102V201L101 202H99ZM110 199V200H109ZM112 199V200H111ZM28 200H29V198H28ZM98 200V201H97ZM46 201V203H47V207L49 208V210L46 208V210H45V206H46V203H45V205H44V202ZM52 201V200H51ZM109 201V202H108ZM81 202V203H82ZM96 203L97 202V204L95 205V204H93V203ZM106 202H107V204H106ZM28 203V202H27ZM76 203V204H75ZM79 203V204H78ZM90 203H92V205L90 204ZM32 204V205H31ZM33 204H34V209H33ZM101 204V205H100ZM103 204V205H102ZM25 205V206H24ZM39 207H38V206ZM94 205V207H91V206H93ZM105 205V206H104ZM108 205V206H107ZM37 206V207H36ZM40 206H41V208H40ZM97 206H101L102 207V209H98V207ZM26 207V208H25ZM76 207H74V208H76ZM91 207V208H90ZM100 207V208H101ZM44 208V209H43ZM92 208H93V211H92ZM94 208H96V209H94ZM0 209H1V207H0ZM3 209V208H2ZM36 209V210H35ZM37 209H39L38 210V212H37ZM88 209V210H87ZM91 209V210H90ZM97 209H98V212H97ZM33 210H34V212H33ZM43 210H44V213H43ZM47 210L49 211V213L47 212ZM85 210V211H84ZM86 210H87V212H86ZM100 210H101V212H100ZM104 210H103V212H104ZM26 211H28L27 213H26ZM30 211H31V213H30ZM41 211V212H40ZM83 211V212H82ZM89 211V212H88ZM33 212V213H32ZM56 212V213H55ZM95 212H96V214H95ZM100 212V213H99ZM30 213V214H29ZM46 213V214H45ZM48 213V214H47ZM91 213V214H90ZM2 213H0V215H1ZM28 214H29V216H28ZM41 214V215H40ZM87 214H88V216H87ZM3 215V214H2ZM50 215V216H49ZM78 215H76L77 217H78ZM79 218V217H78ZM13 225H15V224H13ZM59 226H61V225H63L62 223H59L58 224ZM8 228L10 229V227L8 226ZM8 229V230H9ZM47 230V229H46ZM57 231H58V229H57ZM57 231H55L54 230V232H57ZM60 231V230H59ZM58 231V232H59ZM10 232L12 233H16L17 231L16 230H10ZM53 232V231H52ZM14 233V234H15ZM262 233V237L260 238V240H258V243L259 244H257V242H256V246L258 247L259 246V248H261L262 247V249L264 250V230H263V232H262V230L260 231V234ZM44 236H42V235H35L34 236V238H35V241L37 240V238H38V241H36L37 243H36V246L33 248V250H31V254H30V256H29V254L26 256V258L24 259L26 262H28V264L30 263V264H32L33 262V264H38V263H40V258L42 257V255H45V253L48 251V249H49V253H46V254H50L52 251H53V248H51V246L52 245H50L48 242H49V239H48V237H44ZM40 238V239H39ZM262 239V240H261ZM48 242H47V241ZM2 241V240H1ZM42 241V242H41ZM262 241V242H261ZM38 242H40L39 244H38ZM50 243H51V241H50ZM260 243L262 244V245H260ZM0 246H2L1 245V243H0ZM40 246V247H39ZM261 246V247H260ZM42 247V248H41ZM38 248V249H37ZM41 248V249H40ZM46 248V249H45ZM48 248V249H47ZM52 250H51V249ZM42 249H44V250H42ZM51 250V251H50ZM36 251V252H35ZM41 251V252H40ZM33 252H35V254L33 253ZM34 255H33V254ZM41 253H42V255H41ZM39 256V257H38ZM30 257H31V259H30ZM29 258V259H28ZM33 258H34V260H36V261H34L33 260ZM36 258H38V260L36 259ZM63 258V257H62ZM20 259V258H19ZM23 261V258L22 259H20V260H18V262L20 263V261ZM24 261V262H25ZM44 261H46V260H43V262L41 261V263L42 264H50V262L48 261H46L47 263H45ZM22 263V264H27V263ZM257 264H261V263H258V262H256ZM255 263V264H256ZM14 264H18L17 263V260L14 262ZM21 264V263H20ZM189 264H195L194 262H190Z\"/></svg>",
	"mask_w": 264,
	"mask_h": 264
}]
</instances>
